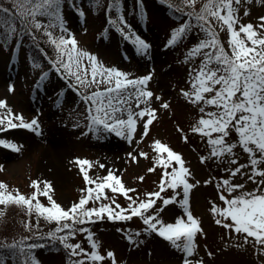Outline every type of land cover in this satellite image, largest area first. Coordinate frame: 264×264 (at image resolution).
Masks as SVG:
<instances>
[{
	"label": "snow or ice",
	"instance_id": "obj_1",
	"mask_svg": "<svg viewBox=\"0 0 264 264\" xmlns=\"http://www.w3.org/2000/svg\"><path fill=\"white\" fill-rule=\"evenodd\" d=\"M63 2L64 0H39V3H34V0H8L11 7L0 3V11L12 15L18 13L26 26L30 19L31 27L42 29L46 34L47 41L54 46V55L44 51V56L50 62L49 70H44L42 62L33 61V67L40 70L38 79L42 82L49 77L50 71H55L80 93L81 99L87 103L88 133L97 137L115 133L129 143L137 136L143 140L149 135V127L157 119L158 108L153 106V101H160V106L165 109L170 106L167 99L161 100V97L151 90L149 82L153 72L133 76L120 67L101 64L94 53L80 48L75 35L65 24L61 11ZM185 2L192 6L186 13L187 19L170 29V36L163 47L175 45L191 34L196 36V42L188 49L185 61L190 57H203L197 68L189 65L191 72L188 79L191 88L182 87L179 92L192 104L200 105V113H205L199 116L196 124L190 129L193 133L207 137L210 151L207 156L201 155L200 160L214 157L217 161L227 164L223 171L228 175L219 176L215 180L216 187L220 189L217 196L222 203L218 204L213 200L210 211L218 217L215 223L229 229L230 235L231 230H234L240 234L239 238L244 243H249L251 237V242L257 250L264 252V247H260L264 246V16L258 17L259 23L255 25L251 21L243 22L238 9L241 0H206L199 11L195 8L196 0ZM261 2L264 3V0ZM142 5L143 0H138V8L141 15H144ZM107 7L115 9V14L108 16L111 26L135 45L137 52L147 57L152 44L134 30L121 11L120 0H112ZM40 13L50 19L37 18ZM247 13L248 9L245 8L243 14ZM212 17L216 23L210 19ZM0 23L8 28L7 36L16 38L18 31L24 32V28L18 29L15 23L9 25L2 17ZM225 26L228 47L219 35V31ZM31 27L29 34L35 41L37 35ZM56 29H59V32ZM37 46L39 47V44ZM205 49L206 51H202ZM88 84H95L97 90L85 94L82 87ZM101 84L105 86L100 87ZM14 87V84H10L9 90H14ZM58 99L57 96L56 100ZM209 105L215 108L206 112V106ZM0 108L5 109L0 113V132H4L5 128L22 127L42 134L41 122L37 116L28 118L24 113L14 112L6 99H0ZM138 123L141 125L139 133ZM73 126L80 127L79 124ZM232 130L238 134V138L226 139L230 137ZM180 131L183 132V129ZM183 139L187 141L189 137L184 135ZM152 143L155 155L151 159L162 167L163 175L160 177L158 190L150 191L143 197H140L134 188L126 186L121 176L112 170H108L103 176L90 174L92 161L77 157L87 187L81 189L82 195L70 206H64L54 198V184L47 179L34 180L32 183L36 190L30 196L18 189L9 190V185L0 181V205L26 206L29 216L36 213L37 228L40 217L55 222L53 229L36 231L34 235L45 243L59 242L68 249L71 253L69 264H85L86 261L95 264L105 259L94 233L82 225L104 219L131 220L133 216L142 218L146 225L142 230L144 233L155 232L170 241L176 249L186 253L182 264H204L202 258L189 259L198 249L197 234L206 235L200 217L194 215L190 206L189 194L195 186L190 180L193 172L186 166L180 151L174 150L161 139H154ZM0 145L15 151H20L22 147L12 140L2 138ZM237 145L247 154L246 162L237 163L240 160L235 151ZM127 155L133 160L137 159V155L149 157L146 151H139L137 154L128 152ZM3 167L0 164V168ZM100 167L103 168L104 165ZM148 171H155V167L149 168ZM237 174L246 177L244 182H233L232 177ZM139 179L143 180L144 177L140 176ZM212 181L213 178L209 176L203 181L196 179L195 184H208ZM249 181L256 182L251 189L245 187ZM181 186L183 195L180 199L177 198L181 197V191H174L171 195L166 193V189L177 190L181 189ZM105 189L122 193L129 201L127 207L108 197ZM41 193L47 197L48 204L40 201ZM105 200L109 202L105 203ZM158 200L161 203L157 208L155 206ZM173 202L182 206L185 215L177 216L174 222H166L161 212ZM25 226L31 228V221ZM78 233L87 234L91 250L84 247L79 240L73 242L72 238ZM140 237L141 230H130L126 238L134 242ZM30 239L32 237L21 236L19 240L13 239L7 247L21 257V264H40L32 254V249L37 245L28 243ZM212 254L211 251L208 252L209 256ZM106 256L112 258V264H117L113 250H108ZM71 257L77 259L72 260Z\"/></svg>",
	"mask_w": 264,
	"mask_h": 264
},
{
	"label": "rangeland",
	"instance_id": "obj_2",
	"mask_svg": "<svg viewBox=\"0 0 264 264\" xmlns=\"http://www.w3.org/2000/svg\"><path fill=\"white\" fill-rule=\"evenodd\" d=\"M91 1L93 3H88L86 0H64L61 9L65 24L75 35L79 47L94 53L101 64L120 67L133 76L152 71L153 77L149 86L156 95L161 97V100L169 101V108L161 107L160 101H153V106L158 108L157 119L153 121L149 127V135L143 140L137 136L133 138L132 143H129L124 137L115 133L103 134L100 137L88 133L86 128L87 103L81 99L80 93L55 71H50L48 78L42 82L39 81L38 72L40 70L33 67V62L24 52L26 48L23 42L29 38L26 30L23 35L19 36L15 50L7 51L0 46V99H6L8 105L16 113H24L28 118L37 116L41 122L42 134L22 127L5 128L4 132H0V138L22 145L20 151L0 145V164L4 166L0 168V181L6 182L9 190L18 189L30 196L36 190L32 183L34 180H51L55 189L54 198L62 205L70 206L82 195L81 189L87 187L83 171L76 160L80 157L92 161L93 167L90 169V174L103 176L108 170H112L121 176L126 186L134 188L140 197H143L146 193L159 188L163 169L156 165L151 157L155 155L152 141L161 139L174 150L182 153L186 166L193 172L190 180L195 186L189 194L190 206L194 215L200 217L206 235L197 234L198 249L189 259L202 258L204 264H262L264 252L257 250L251 242L253 238H249V243H244L239 238L240 234L235 233L234 230H231L230 235L229 229L215 223L218 217L210 211L213 200L218 204L222 203L217 196L220 189L216 187L215 180L219 176L228 175L223 171L227 164L217 161L214 157L205 161L200 160L201 155L207 156L210 151L207 137L200 133H193L190 129L196 124L199 116L205 113H200V105L192 104L179 92L182 87L191 88V82L188 79L191 72L189 65L197 68L199 61L203 58L197 56L190 57L187 61L184 59L192 43L196 42V36L189 34L186 39L178 41L177 44L168 48L163 47L170 36V29L187 19L186 13L191 10L192 6L187 5L185 0H164L165 3L162 0H143L142 8L145 14L138 16L133 13L135 6H138V0H120L121 11L134 30L152 44L151 51L146 57L137 52L136 46L126 40L108 22V16L115 14V9L107 7L112 0ZM34 3H39V0H34ZM204 3L206 0H196V10L199 11ZM93 7L97 13L93 11ZM245 8L248 9L247 15L243 14ZM238 9L241 20L251 21L254 25L259 23L258 17L264 16V3L261 0H241ZM37 18L50 19L43 13L38 14ZM210 19L216 23L214 17ZM15 22L19 23L18 20ZM28 26L31 27L30 19ZM35 30L41 41L46 44L47 52L54 55V46L47 41L46 34L42 29ZM56 31L59 32V29ZM219 35L228 47L226 26L219 31ZM41 62L45 66L44 70H49L50 62L45 56ZM10 84H14V90H9ZM104 86V84L100 85V87ZM96 90L95 84L82 87L85 94ZM133 106L135 107L134 102ZM214 108L215 106H206V112ZM4 111L5 109L0 108V113ZM74 124H79L80 127H74ZM180 129H183V132ZM140 131L141 125L138 123L137 132ZM82 132L85 134L82 135ZM184 135L189 137L187 141L183 139ZM237 138L238 134L232 130L230 137L226 139ZM52 141L59 144L65 154L55 152ZM139 151L148 152L149 157L137 155V159L133 160L127 155L128 152L137 154ZM235 151L240 156L237 163L246 162L247 154L242 147L237 145ZM45 162L53 166L49 169L50 172ZM100 165L104 167L101 168ZM152 167H155V171L149 172L148 169ZM140 176L144 179L140 180ZM209 176L213 178L212 182L195 184L196 179L203 181ZM245 179L246 177L239 174L232 177L233 182H244ZM255 183L249 181L245 187L251 189ZM105 191L113 201L127 207L129 201L122 193L113 192L111 189H105ZM174 191H181V197L177 199L182 198V186L177 190L166 189L169 195ZM39 199L45 204L49 203L43 193L40 194ZM160 203L158 200L155 207L158 208ZM96 204L98 205L99 201ZM6 206L0 205L2 209L0 212V245L11 244L13 239L19 240L21 236L32 237L28 243H35L33 240L36 238L34 235L36 231H48L44 229L41 222H39V228L36 227L37 217L34 213L31 216L24 213L13 226L7 227L4 216ZM179 215L185 214L182 206L175 202L166 206L161 212L166 222H174ZM29 221H31V228L25 226ZM82 226L94 233V238L100 244V251L105 255L103 261L95 262V264H112V258L106 256L108 250L114 251L117 264H182L186 255L157 233H144L142 230L146 225L138 216L123 221L98 220L87 222ZM130 230H141L140 239L134 242L128 241L126 237ZM72 240L73 242L79 240L84 247L91 250L86 233H78ZM42 242L44 241H39V244L32 249V254L40 261V264H69L71 253L68 249L62 246L55 251L48 247L50 243L40 244ZM9 251L8 256H12L21 264V257L14 254L13 249ZM209 251L213 253L211 256L208 255ZM71 258L72 260L77 259V257ZM10 259L12 260V258H6V264H12ZM5 261L0 264H4ZM85 264H93V262L86 261Z\"/></svg>",
	"mask_w": 264,
	"mask_h": 264
},
{
	"label": "trees",
	"instance_id": "obj_3",
	"mask_svg": "<svg viewBox=\"0 0 264 264\" xmlns=\"http://www.w3.org/2000/svg\"><path fill=\"white\" fill-rule=\"evenodd\" d=\"M162 1H164V0H162ZM89 2L93 3V1H89ZM0 3H5L6 6L11 7V5L8 3V0H0ZM134 10H135V12L139 11V8L137 5L135 6ZM0 17L4 18V20H6L9 25H11L12 23H15L17 25L18 29L24 28L23 33H20L18 31L17 37L13 38L11 36H7L8 28L5 27V25L3 23H0V43L2 44L3 47H6L9 50H13L15 45H16V42L19 39V36L23 35L26 32V30L28 31V34H29V27L30 26L25 25V23L22 21V18L19 16L18 13L16 15H12V14H6V13L0 11ZM15 20H18L19 23L17 24L15 22ZM31 30L36 32L37 39L34 41L33 38L31 37V35L29 34V38H28V40H26L25 44L28 47L31 59L33 61L41 62L43 60L44 51H47V47H46V44L41 41L38 32L33 28H31ZM37 44H39V47L37 46ZM50 54H52V53H50ZM24 207L25 206H20V205H15V204H10V205L6 206V210H4V216L6 217V226L7 227L13 226V224H15L17 221L20 220V218H21L20 216H22L24 213H27V210ZM34 215L37 217L36 213H34ZM39 222H41L44 225V229H47V230H51L56 226L55 222L47 221L44 217H40ZM39 241H43V240L37 239V238H35L33 240V242H35V243L39 242ZM7 245H9V244L0 245V263L3 260V258H5L7 255L10 254V251H9L10 248H8ZM52 246L54 248H57V249L62 247V245H60V244H58V245L54 244Z\"/></svg>",
	"mask_w": 264,
	"mask_h": 264
},
{
	"label": "bare ground",
	"instance_id": "obj_4",
	"mask_svg": "<svg viewBox=\"0 0 264 264\" xmlns=\"http://www.w3.org/2000/svg\"><path fill=\"white\" fill-rule=\"evenodd\" d=\"M53 142V141H52ZM52 146H54V151L55 152H59V153H64L65 154V151L62 150L63 148L59 146V144H56V142H53L52 143ZM66 159V158H65ZM47 164V165H46ZM58 164H61V163H58ZM45 165H46V168L48 169V171L50 172L49 169H52L53 166H50L51 164L45 162Z\"/></svg>",
	"mask_w": 264,
	"mask_h": 264
}]
</instances>
